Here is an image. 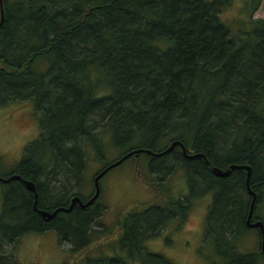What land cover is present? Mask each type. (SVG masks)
<instances>
[{"label":"trees","instance_id":"trees-1","mask_svg":"<svg viewBox=\"0 0 264 264\" xmlns=\"http://www.w3.org/2000/svg\"><path fill=\"white\" fill-rule=\"evenodd\" d=\"M230 3L3 0L0 105L30 101L39 129L9 175L34 182L39 208L67 207L75 195L89 199L93 179L92 192L82 193L89 161L100 163V171L135 148L159 152L179 140L187 154L204 158L188 159L179 146L160 156L129 157L157 201L123 217L120 247L139 264H173L146 251L144 242L159 236L170 220L182 223L193 200L210 194L204 236L217 264L264 260L261 249L241 253L235 245L249 229L246 171L235 168L218 177L210 169L249 165L250 188L257 194L252 220L261 219L255 208L264 190V20L248 16L244 26L232 30L219 18ZM251 3L248 15L260 0ZM137 139L141 144L131 145ZM112 151L116 157L108 162ZM177 169L185 172L188 192L170 197L164 184ZM6 184L0 264H20L15 252L28 232L54 229L60 244L74 253L97 240L94 226L102 214L97 200L45 221L20 180ZM87 264L130 262L115 254Z\"/></svg>","mask_w":264,"mask_h":264},{"label":"rangeland","instance_id":"rangeland-1","mask_svg":"<svg viewBox=\"0 0 264 264\" xmlns=\"http://www.w3.org/2000/svg\"><path fill=\"white\" fill-rule=\"evenodd\" d=\"M251 0H231L224 8L219 18L229 23L231 29H238L247 22L248 16L264 20V0L255 11L248 15ZM247 26V24H246ZM12 110V111H11ZM11 111V112H10ZM10 112V113H9ZM8 116L9 118H7ZM38 115L30 101H15V104L0 105V175H9L19 163L22 151L28 142L38 136ZM141 140H134L131 145H140ZM116 157L112 151L108 155V162ZM135 161L126 159L118 166L109 170L99 182L100 194L97 204L101 209V222L96 234L97 240L78 253H74L67 245L59 242L57 232L49 229L44 232H28L23 234L18 242L15 259L20 264H87L88 260H98L115 254L129 258L131 255L120 247L119 238L122 233L120 223L123 217L132 210L143 208L157 201V194L142 182L134 168ZM101 168V164L89 161L84 171V195L92 192L90 180ZM85 179V180H84ZM164 189L170 197H177L188 192L187 179L182 169L174 171L165 181ZM8 190L6 183H0V214L3 210L4 194ZM200 189L194 193L199 195ZM211 202V195L205 194L193 200L192 206L185 220H170L162 229L159 236L144 242L148 252L158 253L169 259L173 264H217L219 257L215 254L213 244L205 241L203 233L204 218ZM255 216L264 223V190L262 200L255 208ZM236 248L241 253L258 252L260 238L258 230L249 228L236 240ZM258 264H264L260 258Z\"/></svg>","mask_w":264,"mask_h":264},{"label":"water","instance_id":"water-1","mask_svg":"<svg viewBox=\"0 0 264 264\" xmlns=\"http://www.w3.org/2000/svg\"><path fill=\"white\" fill-rule=\"evenodd\" d=\"M3 20H4L3 0H0V26L2 25ZM175 146H179L181 148L182 154L188 159L197 158V157H203L204 158V156L201 153L187 154L185 146L179 140L172 141L167 148H165L164 150L159 151V152H154V151H151L150 149L142 148V147L141 148H135V149L127 152L126 154L122 155L119 159L109 163L108 165L103 167L100 171H98L94 175V177H93L94 192L89 199H87L86 201H82L77 195H75L70 199V203L67 207L59 206V207H56L53 211H48L47 209L39 208L37 206L38 194H37L36 186H35L33 181L23 179L18 174H12V175H9L8 177H1L0 176V181L3 183H8L14 179L20 180L25 185L26 189L28 191L32 192V194H33L32 206H33L34 210H36L45 221H49V220L53 219L57 215L58 212L71 210L75 204H77L81 208L87 207L90 204H92L98 198V196L100 194V185H99L100 179L109 170L118 166L123 161H125L127 158H129L130 156L137 155V154L142 153V152L146 153L148 155H151V156H160V155L168 153L169 151L174 149ZM207 163L209 164V162H207ZM235 168L244 169L246 171L245 185H246L248 194L251 196L248 214L246 217V224L249 228L258 229V231L260 233V249H261V252L264 256V223L262 222L261 219H257L256 221H251L252 214L254 211L255 201L257 199V194L250 188V184H249V178H250V172H251L250 166L246 165V164L238 165V164H234V163L230 164L226 169H221V168H218L216 166H210L212 173L218 177L228 176L230 174L231 170H233Z\"/></svg>","mask_w":264,"mask_h":264},{"label":"flooded vegetation","instance_id":"flooded-vegetation-1","mask_svg":"<svg viewBox=\"0 0 264 264\" xmlns=\"http://www.w3.org/2000/svg\"><path fill=\"white\" fill-rule=\"evenodd\" d=\"M8 104H13V105H14V104H15V101H11V102H9V103H7V104H4V105H1V106H6V105H8ZM11 111H12V110H11ZM11 111H10V112H11ZM10 112H9V113H10ZM6 117L9 118L8 116H6ZM99 182H100V181H99ZM96 200H97V199H96ZM96 200H95V201H96ZM205 218H206V217H205ZM205 218H204V224H203V228H202V230H203L202 235H203L204 239H205V236H204V230H205ZM251 221H256V220H252V218H251Z\"/></svg>","mask_w":264,"mask_h":264}]
</instances>
